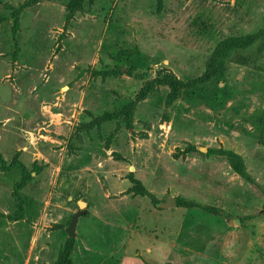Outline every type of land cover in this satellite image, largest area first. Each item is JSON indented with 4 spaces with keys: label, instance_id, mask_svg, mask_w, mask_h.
I'll use <instances>...</instances> for the list:
<instances>
[{
    "label": "rangeland",
    "instance_id": "obj_1",
    "mask_svg": "<svg viewBox=\"0 0 264 264\" xmlns=\"http://www.w3.org/2000/svg\"><path fill=\"white\" fill-rule=\"evenodd\" d=\"M28 1L0 0V264H54L79 200L73 264H264V36L214 54L264 0Z\"/></svg>",
    "mask_w": 264,
    "mask_h": 264
},
{
    "label": "trees",
    "instance_id": "obj_2",
    "mask_svg": "<svg viewBox=\"0 0 264 264\" xmlns=\"http://www.w3.org/2000/svg\"><path fill=\"white\" fill-rule=\"evenodd\" d=\"M37 0H29L26 4H30L31 2H35ZM27 6V5H24ZM264 36V31H259L257 33L254 34H247L244 36H233L227 39L222 40L216 47L214 54L219 55L221 52L225 51V50H229V49H233V48H243L246 47L248 45H250L251 43H253L257 38ZM211 78L210 73L205 72L203 75H201L200 77L193 79V80H189V81H178L177 79V84H183L186 87H193L195 86V84H199V83H203L206 82L207 80H209ZM162 83H168L171 84V80L170 79H154L150 82H148L145 86H143L138 94L139 98L144 97V95L151 90V88H153L156 84H162ZM177 86L174 85L173 87V91H176ZM133 105L134 102H130L127 105H125L122 109V111H124L125 115H123V118L126 120V125L128 127H132V123H131V116L133 114ZM110 116L118 118L119 115L118 113H112L110 114ZM218 152L222 155H226V157L228 158L231 166L233 167V169L238 172L239 174H241L242 176H245V167H244V161L242 159V157L240 155H238L237 153L230 151V150H223V149H217V150H212L210 149L209 152ZM5 161L0 157V167L5 169H10L14 164L12 165H6L4 163ZM134 182V187L136 190V193L139 194H147L146 188L144 186H142L137 180L132 179ZM22 184H24L23 181H20L16 184V191L14 193H16V195L18 196V190L22 187ZM154 204H156V200L153 199ZM177 204L178 205H183V206H190V207H200L205 211L208 212H212L215 214H220L221 210L218 209H214V208H210L207 206H203L199 203H196L195 201H189V200H185L183 198H177ZM16 218H18L19 216H14ZM9 218H13V216H9ZM74 237H68L66 240V243L64 244V246L61 248L58 257L55 261L54 264H73V261L71 259V253L73 250V245H74Z\"/></svg>",
    "mask_w": 264,
    "mask_h": 264
},
{
    "label": "water",
    "instance_id": "obj_3",
    "mask_svg": "<svg viewBox=\"0 0 264 264\" xmlns=\"http://www.w3.org/2000/svg\"><path fill=\"white\" fill-rule=\"evenodd\" d=\"M175 204H176V197L171 196L168 198V200L166 202L162 203L160 206L162 208H167L170 206H174ZM78 205H79V209L73 213V215L71 216V218L68 222V225L65 229V231L69 237H75L76 236V226L78 223L79 216L81 214H83L85 211L83 208L85 205L84 201L79 200ZM234 222L239 223V219H235Z\"/></svg>",
    "mask_w": 264,
    "mask_h": 264
},
{
    "label": "crops",
    "instance_id": "obj_4",
    "mask_svg": "<svg viewBox=\"0 0 264 264\" xmlns=\"http://www.w3.org/2000/svg\"><path fill=\"white\" fill-rule=\"evenodd\" d=\"M170 207H173V206H170ZM161 208H162V207H161ZM167 208H169V207H167ZM163 209H164V208H163ZM83 214H84V213H83ZM83 214H81V215H83ZM81 215H80V216H81ZM80 216H79V217H80ZM78 220H79V219H78ZM76 227H77V226H76ZM221 255H222V254H221ZM255 255L258 257V255H259L258 250L255 251ZM120 259H121V258H120ZM121 261H122V259H121ZM220 264H223L222 261H220Z\"/></svg>",
    "mask_w": 264,
    "mask_h": 264
}]
</instances>
